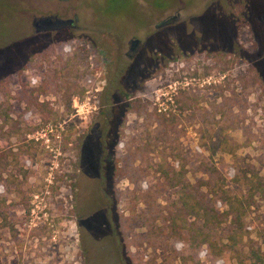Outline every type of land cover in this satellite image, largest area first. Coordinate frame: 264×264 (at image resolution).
Masks as SVG:
<instances>
[{
	"label": "rangeland",
	"instance_id": "1",
	"mask_svg": "<svg viewBox=\"0 0 264 264\" xmlns=\"http://www.w3.org/2000/svg\"><path fill=\"white\" fill-rule=\"evenodd\" d=\"M177 13L178 22L161 26ZM45 16L74 26L36 34L32 22ZM132 39L144 45L130 60ZM118 92L183 126L148 141L140 117H122L119 151L131 181L111 183L124 218L134 189L156 187L159 164L192 171L209 160L200 136L229 141L232 151L212 161L226 189L246 197L247 187L228 179L242 171L264 178V0H0V120H11L0 132L9 164L0 264H171L184 256L209 264L185 243L175 252L150 249L139 223L125 221L118 236L106 220L99 194L114 159L111 141L105 152L100 139L105 118L112 135L106 106L119 114ZM137 147L141 161L129 166L127 149ZM256 200L244 223L252 238L264 227V199Z\"/></svg>",
	"mask_w": 264,
	"mask_h": 264
},
{
	"label": "trees",
	"instance_id": "2",
	"mask_svg": "<svg viewBox=\"0 0 264 264\" xmlns=\"http://www.w3.org/2000/svg\"><path fill=\"white\" fill-rule=\"evenodd\" d=\"M116 95L122 103L118 109L119 114L116 115L112 107L109 109L110 107L106 106L108 114L112 113L114 117V122L110 123L113 126L112 135L108 138L109 121L105 118L100 139L101 151L105 152L109 151L108 142L111 141L114 160L107 168H103L106 175L102 177L110 183L101 185L99 194L101 202L105 203L106 220L111 222L116 235H121L120 232L128 228L124 224L125 221L132 225L139 223V228L144 231L142 238L152 250L171 249L175 252L179 249L178 244L185 243L193 253L202 250L209 264L216 260L222 261L223 258L224 264H264V227L252 238L251 231L244 224L250 209L257 206L256 197L264 199V178L256 172L242 171L240 176L228 179L235 184L245 185L248 192L246 197L232 195L226 189V177L212 161L218 152L229 154L232 151V146L225 137L214 140L210 137H199V144L209 153V160L201 162L192 171L183 167L178 169L169 163L159 164L151 177L155 180L156 187L154 190L145 188L144 191L134 189L137 193L132 191L133 196L127 206L129 215L124 218L123 213L118 210L121 193L115 183H111L117 176L131 181L128 165L119 151L123 148L120 132L122 117L128 113L140 117L147 140L155 142L158 139V131H162L161 134L166 136L168 131L174 132L181 123L173 117L158 113L157 110L150 111L148 102H143L140 98L130 99L124 92H118ZM190 96L192 95L187 94L185 98L184 109H190ZM112 98L116 99L115 96ZM10 121L8 115L6 119L0 120V132ZM203 122L205 121L200 120L196 123L203 127ZM14 126L13 123L12 127L15 128ZM150 135L155 136L150 138ZM139 151L138 147L133 152L127 149L131 158L129 166H133V162L141 161L142 152ZM4 157L5 154L0 152V186L2 173L9 166ZM143 176L146 177L144 174ZM171 192L173 198H170L171 194H167ZM218 234L221 236L216 238ZM121 256L123 259L126 255L122 253ZM124 262L129 264L125 260ZM159 264H162L161 260ZM171 264L203 263L199 258L184 256L176 258Z\"/></svg>",
	"mask_w": 264,
	"mask_h": 264
},
{
	"label": "water",
	"instance_id": "3",
	"mask_svg": "<svg viewBox=\"0 0 264 264\" xmlns=\"http://www.w3.org/2000/svg\"><path fill=\"white\" fill-rule=\"evenodd\" d=\"M74 20L73 19H60L56 18L54 20L50 19V17H40L35 19L32 22L33 30L36 34L44 33L49 31H57L64 28H72ZM139 40L134 39L132 44H137Z\"/></svg>",
	"mask_w": 264,
	"mask_h": 264
},
{
	"label": "flooded vegetation",
	"instance_id": "4",
	"mask_svg": "<svg viewBox=\"0 0 264 264\" xmlns=\"http://www.w3.org/2000/svg\"><path fill=\"white\" fill-rule=\"evenodd\" d=\"M45 17H50V19H52V20H54V19H56V18H59V17H57V16H45ZM37 19V18H36ZM60 19H63V18H60ZM180 20V14L179 13H177L175 16H173V17H171V18H169V19H167L161 26H164V25H166V24H169V23H176V22H178ZM34 21V20H33ZM73 26H74V23H73ZM157 28H160V26H157ZM64 29H67V28H64ZM60 30H63V29H60ZM45 33V32H44ZM134 39H132V40H130L129 41V46H128V50H127V52L125 53V56L128 58V59H130V60H132L133 58H136V55H137V53H138V51H139V49H141L142 48V45H144V43L143 42H141L139 39H137V40H139V42L135 45V44H132V41H133ZM84 228V227H83Z\"/></svg>",
	"mask_w": 264,
	"mask_h": 264
}]
</instances>
